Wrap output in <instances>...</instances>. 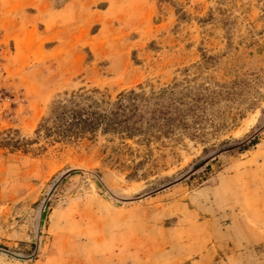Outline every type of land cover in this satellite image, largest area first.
Segmentation results:
<instances>
[{
    "label": "rangeland",
    "instance_id": "374dc122",
    "mask_svg": "<svg viewBox=\"0 0 264 264\" xmlns=\"http://www.w3.org/2000/svg\"><path fill=\"white\" fill-rule=\"evenodd\" d=\"M182 81L223 93L195 139L0 148V264H264V0H0V137Z\"/></svg>",
    "mask_w": 264,
    "mask_h": 264
},
{
    "label": "trees",
    "instance_id": "16d2710c",
    "mask_svg": "<svg viewBox=\"0 0 264 264\" xmlns=\"http://www.w3.org/2000/svg\"><path fill=\"white\" fill-rule=\"evenodd\" d=\"M209 60L212 58L206 62ZM222 94L205 85L191 86L188 81L149 93L131 89L114 99L99 89H82L55 102L34 137H22L19 130H9L0 137V148L40 156L58 144L93 142L99 137H111V141L117 138L125 147L128 141L149 146L171 139L178 132L195 139L207 120L206 108ZM257 144L255 139L250 145L230 146L225 151L238 149L243 153Z\"/></svg>",
    "mask_w": 264,
    "mask_h": 264
},
{
    "label": "bare ground",
    "instance_id": "6f19581e",
    "mask_svg": "<svg viewBox=\"0 0 264 264\" xmlns=\"http://www.w3.org/2000/svg\"><path fill=\"white\" fill-rule=\"evenodd\" d=\"M249 123H251V122H249ZM247 125L249 126L250 124L247 123ZM248 126H246V127H248Z\"/></svg>",
    "mask_w": 264,
    "mask_h": 264
},
{
    "label": "crops",
    "instance_id": "0c3cea01",
    "mask_svg": "<svg viewBox=\"0 0 264 264\" xmlns=\"http://www.w3.org/2000/svg\"><path fill=\"white\" fill-rule=\"evenodd\" d=\"M203 260V259H202Z\"/></svg>",
    "mask_w": 264,
    "mask_h": 264
}]
</instances>
